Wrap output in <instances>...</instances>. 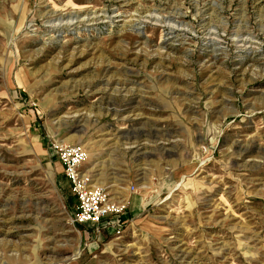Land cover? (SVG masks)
Returning a JSON list of instances; mask_svg holds the SVG:
<instances>
[{"label":"rangeland","instance_id":"374dc122","mask_svg":"<svg viewBox=\"0 0 264 264\" xmlns=\"http://www.w3.org/2000/svg\"><path fill=\"white\" fill-rule=\"evenodd\" d=\"M0 264H264V0H0Z\"/></svg>","mask_w":264,"mask_h":264},{"label":"built area","instance_id":"2783aa9c","mask_svg":"<svg viewBox=\"0 0 264 264\" xmlns=\"http://www.w3.org/2000/svg\"><path fill=\"white\" fill-rule=\"evenodd\" d=\"M58 160L70 181L78 207L72 216L73 225L96 227L105 230L120 226L121 217L128 207L126 199L112 198L103 188L92 184L93 177L82 168L89 159L88 150L81 145H61L54 147Z\"/></svg>","mask_w":264,"mask_h":264},{"label":"bare ground","instance_id":"6f19581e","mask_svg":"<svg viewBox=\"0 0 264 264\" xmlns=\"http://www.w3.org/2000/svg\"><path fill=\"white\" fill-rule=\"evenodd\" d=\"M174 39V38H173ZM107 71V70H106ZM148 131V130H147ZM90 172V171H89Z\"/></svg>","mask_w":264,"mask_h":264}]
</instances>
